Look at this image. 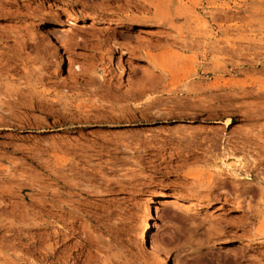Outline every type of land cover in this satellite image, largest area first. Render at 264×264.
<instances>
[{
    "label": "rangeland",
    "instance_id": "374dc122",
    "mask_svg": "<svg viewBox=\"0 0 264 264\" xmlns=\"http://www.w3.org/2000/svg\"><path fill=\"white\" fill-rule=\"evenodd\" d=\"M158 11L169 14L170 20L155 21ZM153 31L161 32L153 36ZM146 53L153 55L155 61L148 59ZM20 55L30 61V70L45 64L49 81L42 89L51 88L67 101L93 97L78 95L80 92L74 88L73 79L85 70L94 69L96 75L108 79L107 84L118 86L123 92L136 84V80L143 83L146 80L140 79L143 71L133 73L134 63L148 67L149 74L155 78L151 80L150 85L156 84L153 86H158L156 82L162 80L163 71L169 79L175 78L180 88L189 81L211 84L222 78L240 84L252 82L254 90L264 92V0H0V63L6 60L0 69V95H9L21 82L24 70L19 73L13 70L21 62ZM224 64H227L225 72L208 78L190 77L187 81L179 77L188 69L199 68L202 72ZM162 84L158 87L162 88ZM159 88L153 89V94L148 92L150 98L146 94L144 99L165 98L167 95ZM262 94L239 101L244 102L242 111L248 106L255 111L253 121H245L243 112L235 111L236 118L228 126L224 118L219 121L181 118L115 127L87 126L82 133L77 128L43 132L41 128L20 127L17 117L8 119L5 111L9 113L11 106L4 104L1 110L7 116L3 122L10 121L12 125L0 120V189L10 187L14 191L7 193L8 196L0 192V264H50L51 261L54 264H168L159 255H153L151 247L139 239L147 217L145 208L152 196L161 198L156 199L154 206L156 222L151 238L167 251L172 263L264 264ZM3 96H0L2 100ZM26 113L41 115L34 110ZM174 128L203 132L202 138L212 137L217 131L229 147L239 141L235 157L227 156L226 165L240 159L251 168L259 164V168L239 190H235L231 180L210 190L206 185L203 188L197 185L222 165L225 158L222 156L229 154L227 149L220 151L223 154L220 149L209 153L202 149V153L195 145L184 143L165 151L105 150L99 154L93 152L96 159L89 165L79 162L73 169L69 168L70 163L66 164L73 157L71 152H45L49 161L43 165L27 159L40 151L34 143L40 138L41 141L71 138L101 142L105 137L113 142H138L146 137L158 140L163 131ZM249 130L255 135L253 142L241 135ZM141 131L145 137L138 135V138L135 134ZM228 139L233 142L228 143ZM250 142L254 148L247 146ZM85 153L84 159L89 152ZM204 154L209 159L199 161ZM90 158L87 156L86 160ZM65 164L64 171L69 172L64 173L74 174H69L73 182L66 180L69 184L63 186L49 173L53 167ZM228 166H224L226 170ZM10 172H17L14 176L20 177L10 176ZM187 172H200L202 178L195 179ZM59 178L64 180L62 176ZM30 179L35 180L30 182ZM75 180L80 187L74 185ZM107 184L115 189L107 190ZM32 185L36 190H32ZM21 187L25 189L20 190ZM251 187L253 190H249ZM196 189L202 192L198 194ZM86 193L94 208L82 214L74 210V205L84 200ZM26 194L34 202L30 197L22 198ZM174 195L184 201L193 200L194 207H178L171 200ZM40 198L57 202V206L67 202L69 206L49 211L47 205L39 202ZM55 230L60 232L57 236Z\"/></svg>",
    "mask_w": 264,
    "mask_h": 264
},
{
    "label": "bare ground",
    "instance_id": "6f19581e",
    "mask_svg": "<svg viewBox=\"0 0 264 264\" xmlns=\"http://www.w3.org/2000/svg\"><path fill=\"white\" fill-rule=\"evenodd\" d=\"M8 13H10V12H8ZM4 16H5V13H4ZM170 18H171V16L169 14L164 13L162 11H158L154 20L157 22L163 23L166 20H170ZM154 30H157V29H154ZM160 32L161 31H153L152 35L157 36L160 34ZM145 55L148 59L152 60L153 62L155 61V57L153 55H150V53L149 54L146 53ZM23 56L20 55L19 59L17 58L21 62L17 63L16 66L14 65L15 67L13 68V70H15L17 73H19L21 70H24V73H22L21 74L22 76L20 77L21 82H19L17 85H15L13 90L10 93H8L9 95H7V94L5 96H3L2 94L0 95V96L5 97L6 99L8 96V99L6 101H5V98H3V100H4L3 101L2 98L0 97V112L2 111L1 108L3 107L4 104L5 105L10 104L11 109H10L9 113H8V111H5V112H7L8 117L9 116H13V117L15 116L14 118L17 117L18 118L17 120L20 121V127H24L27 129H30L31 127L41 128V130L43 132L48 130V129H55V128L58 130H68L71 128H77L80 130V133H82V130L87 126L98 125V126L115 127V126H121L124 124L134 125V124H140V123H144V122H148V123L149 122H159V121L171 122V121H174L176 119H181V118H182L181 120H188V121L197 120L199 118H202V120H204V121H219L220 119L224 118L225 125L228 126L236 118L237 113H234L235 111H237V112L239 111L241 113L243 112V114H244L243 116L245 117L244 118L245 121L255 120V117H254L255 114H253L255 111L252 112L251 111L252 109H248L249 106L248 107L246 106L247 108L244 111H242L244 108V102L239 103V101H241L242 99L244 100L249 96H253V97H255V96L258 97L260 95L262 96L263 95L262 93H264V92H262V90H257V91H256V89L254 90L253 89L254 85L252 82L251 83L243 82L242 84H240V83H234L231 81H227V80H224L222 78L216 79L211 84L202 83V81H198L197 84L196 83L194 84L192 81H189L186 84L184 83L181 88L178 86L180 88L179 89L176 86V84H177L176 79L173 77L171 79H169L168 75H166L162 71V74H160L162 76L159 75L162 79L160 81H162V82L157 81L156 83H159V84H157L159 86L164 82V84H162L163 89L160 86V88H161L160 92H162L163 94H165L167 96L165 98H163V96H162V99L160 97L154 98L155 96L153 97L154 99H146V98L144 99V96L148 92L151 91V93H152L153 89L158 90L159 87L153 86L155 83H152L153 85H150L152 82L151 80L155 79V78H153V76L149 74L147 66H141V65H138L137 63H134V66L132 67L134 75L136 74V71H140V72L143 71L142 72L143 75L140 77V79H146L147 81H150V82H148L149 85L147 84L146 80L145 81H146L147 85L143 84L145 81L143 83H140L139 80L135 79L136 84L134 83L135 81L133 80L134 84L131 85L130 88H127V90H125L123 92L120 87H118V86L112 87L111 85L107 84L108 79H106L105 76H103V77L98 76V75H96L94 69H92V70L90 69L91 71L85 70L82 72H78V75H77L78 78L73 79V80L76 84L74 86V88H76L80 92V93H78V95L84 94V95L93 96V97L83 98L82 101H77L76 99H72V100L67 101L68 99L64 98L63 96H60L58 94L53 93V91L50 90L51 88L50 89H42V87H44V85L47 84L49 81V80L47 81L48 76H47V73L44 71L46 68V65L44 64L42 67H39V68H36V67L32 68L31 67V70H30L29 69L30 68V66H29L30 61L26 60V58H23ZM4 62L0 63V69H3V67H4L3 64H5ZM235 63H237V62H235ZM6 65H8V64L6 63ZM235 66L240 67L239 64L238 65L236 64ZM226 67H227V64H224V66L219 65V66H215L211 69L205 68L202 70V72L199 71V68H193L192 71H190L188 69L187 71L184 72L183 76H179V77H184V80H187V79L189 80L190 77H192V79H193V77H194V79H200L201 77L208 78V77H210L211 74L216 75V73H218V72L219 73L225 72L227 69ZM7 71H10V69H7ZM233 71L234 70H231L230 72H233ZM236 71L234 73H237ZM221 75H223V74H221ZM132 77H134V76H132ZM144 77H146V78H144ZM22 78L24 79V81H22ZM180 80H182V79L179 78L178 81L180 82ZM153 87H156V88H153ZM82 92H84V93H82ZM0 93H1V91H0ZM184 95H185V97H183ZM140 97H143V98H140ZM148 98H150V96ZM143 99L146 101H144ZM136 100H138V101H136ZM139 100H141V101H139ZM28 110H34V111L40 112L42 116L41 115L38 116V114H37V116L36 115L35 116L29 115L28 113H26V111H28ZM14 111H17L18 115L17 114L15 115ZM241 113H240V115H241ZM4 115L5 114H4V110H3L0 113V120H2V122H3L4 118L7 116V115L6 116H4ZM10 118L11 117H9L8 119L11 120ZM3 123H8V122L4 121ZM12 123H14V122H12ZM8 124L12 125L10 123V121ZM163 132H164V133H162L163 135L160 136V138L158 140L147 139L149 137H146L145 140L143 138V140H142L138 137V135L142 137L144 133L142 131L136 132L137 134H135V135H137V137L139 138L138 142H131V141L125 142L122 140L113 142L110 139H105L104 136H103L104 139L102 138L103 140L101 139V142L96 141V140L89 141V142L88 141L87 142H81L78 140H71V138L70 139H67V138L66 139H64V138L59 139V138H57V139L52 140V141L43 139L44 141H41L42 139L40 138V141L37 139L38 141L36 140V142H34L36 148H38L40 151L38 152V154H35L36 156L33 155L34 157H32V158L27 157V159L31 160L32 163H37V164L43 165V164H47V162L49 161V160L47 161L45 159V155H46L45 152L48 153V151H56V150H57L56 152H58V150L63 151V152H71V153H73V157L71 159H69L68 163H66V164L70 163L69 168L73 169L76 166H78L79 162H84V163L89 165V163L93 162L94 159H96V155L99 154L97 152H103L105 150L110 151V152H113V151H116V152L117 151H119V152L120 151L121 152H123V151L139 152L140 151V152H142V151H146V150L147 151L148 150L149 151H152V150H164L165 151L168 148H170L171 146H172V149H173V146L175 147L174 149L179 148L184 143L185 144L187 143L189 145L190 144L195 145L196 149H198V150L201 149V152L203 149L204 152H208V153H209V151L210 152H212L213 150L218 151L219 149H220L219 152L220 151L224 152L227 149V153L229 152V154L225 153L226 155L222 156L223 158L225 157L224 159L221 160L222 165H220V167L215 172H213V174H209L207 177L205 176L206 177L204 180L205 184L198 182L199 183L197 185L198 187H202V186L206 185V187H209L210 190L212 188H214L217 184H219V183L224 184L228 180L232 181V183L234 184L233 187L235 188V190H239V188H240L239 186L240 185L242 186L244 184L245 180L249 179L250 175L251 176L253 175L254 170L259 168L258 163H256L258 165H255L254 168H251V166H249L245 161L243 162L240 159L239 160L237 159L236 161H234L235 162L234 164H231L229 166L226 165L227 156H229V155L233 156L234 151L237 150V147L239 145L238 144L239 141L235 142L231 147H229L230 144L226 145L225 141H223V136L221 135V133L219 134L217 131L215 133H213V135H211L212 137L206 135L207 137L205 136L203 138L201 137L203 132L189 131L188 129H185V128L168 129V130L163 131ZM251 132L252 131H250V130L248 132L244 131L243 133H241V135L243 136V138H245L249 141H252L253 136H255V135H252ZM206 134H210V132H206ZM143 137H145V136H143ZM231 141L233 142V140L228 139V143ZM252 144L253 143L250 142V144H248L247 146L251 148V147H253ZM243 145L245 146V144H243ZM247 146H245V148ZM82 152L83 153L89 152V154H87V156H89L91 158L89 160H86V158H87V156H86V158L84 159L83 156H85L86 153L83 154ZM90 152H92V153L96 152L97 154L96 155L94 153L91 154ZM222 152H220V154ZM178 154L179 153H177V155ZM206 154H204L202 157H204ZM215 154L213 155V153H212L211 155L215 156ZM93 155H94V157H92ZM179 155L177 157H179ZM192 155L193 154H191V156ZM211 155H209V156H211ZM187 157H188V155H187ZM195 157H196V155H195ZM205 157L203 159L200 158L199 161L204 162L203 160H205V162H206L207 161L206 159H209V157L207 156L208 158H206V159H205ZM233 157H235V155ZM230 158H232V157H230ZM216 160L217 159H214V162ZM254 161L256 162L255 159H254ZM55 164L57 165L59 163H55ZM66 164L61 166V167L59 166V168L57 166H56L57 168L53 167L51 169L52 171L50 170L51 173H49V175L52 178H55V181L57 180V183H60V184L63 183V186L65 185L64 183L73 182V178H71L69 176V174L71 175V173H73V172L65 174L66 172H69V171H66V172L64 171V170H66V169H64V167L67 166ZM224 166H228V169L226 170L225 169L226 167H224ZM44 169H45V167H44ZM63 173H64V176H63ZM199 173L187 172L186 174L188 176L191 175L195 179H201L202 174H199ZM16 174H18V173L17 172H14V173L10 172L9 173L10 176L11 175L14 176ZM22 176L23 175H21V177ZM61 176L64 179L63 181H62V178H59ZM14 177L16 178L18 176H14ZM74 178L76 179V177H74ZM257 178H258V176H257ZM30 180H32L30 182H34L33 180H35V179H30ZM66 180H67V182H66ZM261 180L264 181V178H262ZM35 183H33V185L36 186L37 184H35ZM77 183H78V181L74 182V185L79 186V184H77ZM67 184H69V183H67ZM72 184H70V185H72ZM33 185L31 186L32 190H36V188L33 187ZM212 185H213V187H210ZM260 185H261V183H260ZM252 188H254V187H251L249 190H253ZM12 189H14V188H12ZM23 189H25V188H22V187L20 188V190H23ZM114 189L115 188L112 185L107 184V190L112 191ZM261 189H263V188H261ZM0 190H1L0 192L4 193V196L7 195V193L10 194L12 191H14V190H11L10 187H9V189L7 188V189H0ZM263 191H264V189H263ZM96 192L102 193L104 191L98 190ZM195 192L200 194L202 191L197 190ZM54 193H55V191H54ZM18 194H20L19 191H18ZM55 194H53V195H55ZM87 194L88 193H86L84 200H78V204L74 205V210L78 209L83 214L84 213L83 211H85L87 213L88 211H90V209L94 208V205H93L94 203L91 202L90 200H88L87 197L89 195H87ZM57 196H59V195H57ZM28 197L31 198L30 200L33 199L28 194L22 195V198H24V199L28 198ZM51 198H52V196H51ZM158 198H161V196H152L148 200V203H147L146 208H145L147 217H146L144 224H143V226L139 232V239L142 242H144L145 244L149 245L152 249L151 252L153 253V255H159L163 262H166L168 264H177L178 262L172 263L171 261H169L168 254L165 253L167 251H165V250L163 251L160 243H158L156 240L151 238V230H152L153 224L156 222V211L154 210V206L156 204V199H158ZM43 199L40 198V200L39 199L38 200H39V202H41L42 205H47L49 211H51L53 209H58L59 207L66 208V206L68 205V203L65 202V203H62L61 205L57 206L56 205L57 202H53L52 200H50L53 202V203L52 202L50 203L47 199H44V200ZM53 199H54V196H53ZM34 200H36V199H34ZM171 200H173L174 204H176L178 207H181L183 209H188V208L194 207L193 200L192 201H184L182 199H179L175 195L173 196V198ZM43 207H46V206H43ZM248 207H251L250 203H248ZM70 210H73V209H70ZM58 233H60V232L58 230L57 231L55 230L54 234L56 236L58 235ZM50 264H54V262L51 261Z\"/></svg>",
    "mask_w": 264,
    "mask_h": 264
}]
</instances>
